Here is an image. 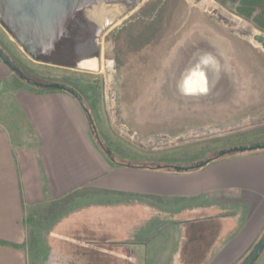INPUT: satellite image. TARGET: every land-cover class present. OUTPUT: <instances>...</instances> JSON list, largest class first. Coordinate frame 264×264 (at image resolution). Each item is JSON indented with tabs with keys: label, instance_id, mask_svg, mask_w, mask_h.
<instances>
[{
	"label": "crops",
	"instance_id": "crops-1",
	"mask_svg": "<svg viewBox=\"0 0 264 264\" xmlns=\"http://www.w3.org/2000/svg\"><path fill=\"white\" fill-rule=\"evenodd\" d=\"M3 88L0 242L20 247L0 245V264H238L262 234L264 151L187 173L127 166L70 94Z\"/></svg>",
	"mask_w": 264,
	"mask_h": 264
},
{
	"label": "rangeland",
	"instance_id": "rangeland-1",
	"mask_svg": "<svg viewBox=\"0 0 264 264\" xmlns=\"http://www.w3.org/2000/svg\"><path fill=\"white\" fill-rule=\"evenodd\" d=\"M149 1L122 18L104 21L99 34L96 22H82L79 47L96 51L97 58L79 66L31 60L1 24L0 47L45 82L66 79L72 85L64 84L80 91L96 128L88 122L93 138L115 161L140 165L183 159L196 165L223 150L264 141V49L254 41L264 38V32L237 15L236 0H179L182 29L173 33L169 27L161 46L150 51L152 58L129 54L120 73L107 37ZM165 18L168 22L170 17ZM128 67L140 70L128 75ZM15 82L28 84L0 60L6 96ZM10 104L4 105L2 96L0 110L7 114ZM246 154L251 153L228 155L213 164Z\"/></svg>",
	"mask_w": 264,
	"mask_h": 264
},
{
	"label": "water",
	"instance_id": "water-1",
	"mask_svg": "<svg viewBox=\"0 0 264 264\" xmlns=\"http://www.w3.org/2000/svg\"><path fill=\"white\" fill-rule=\"evenodd\" d=\"M145 0H0V24L14 39L22 51L33 61L59 66H70L74 52L75 36L86 20L102 24L122 18L137 9ZM105 21V22H104ZM100 25V26H99ZM264 49V38L254 39ZM0 60L17 72L28 84L37 88L65 92L85 107L83 96L64 83L41 84L32 82L0 47ZM92 125L96 130L93 121ZM264 151V141L223 150L222 158L232 154ZM210 161V160H209ZM209 161L193 166H171L178 173H187L204 168ZM162 168L161 166L158 167ZM264 253V232L240 264H255Z\"/></svg>",
	"mask_w": 264,
	"mask_h": 264
},
{
	"label": "trees",
	"instance_id": "trees-1",
	"mask_svg": "<svg viewBox=\"0 0 264 264\" xmlns=\"http://www.w3.org/2000/svg\"><path fill=\"white\" fill-rule=\"evenodd\" d=\"M178 1L179 0H150L142 9H140L135 15H133L130 18L129 20L130 22L126 26L121 28L118 32H114L113 34H110L107 37V41L113 44V48L110 49L109 52L111 53V51H113L114 60L116 62L117 68L119 69L120 73L122 69L126 68L124 66L130 60L129 54L132 55L139 54L142 57L144 56V57L152 58V54H150V51L153 53L155 47L159 45L161 46V43H163V40L165 39L164 37L167 33L171 31L173 33H177V30L182 29L181 23L183 21L179 17ZM236 2L238 3V6L236 8L237 15L243 18L244 20L252 23L258 30L264 32V0H236ZM166 16L170 17L168 22H164L166 20L165 18ZM176 26L178 27L181 26V29L180 27L177 28ZM169 27H171V31H169ZM170 40L171 39L168 40L169 43H171ZM16 65L24 72V74L27 77L31 79L32 82H38L41 84H54V83L65 82L71 84L66 79L65 81H60L58 79L57 80L55 79L52 82H45L46 80L41 76H39V74H36L34 71L22 68L17 63ZM135 68L138 70L135 71L133 70L132 67L131 68L128 67L125 74L130 75L131 72L133 74H136V72H138L140 68L139 67H135ZM28 85H30L31 88L35 89L38 92L56 91L50 89L37 88L32 84H28ZM109 157L113 160V157L110 152H109ZM220 160L221 158L218 157L211 159L205 167ZM147 161L148 162H145V164H140V165H129V164H125V165L137 167V168H143V169H150V170H169L172 173H177L171 168V166H176V165H171L166 162L160 163L159 161H154V160H147ZM159 166H161L162 168L159 169L158 168ZM0 245L14 247V248L20 247L4 242H0Z\"/></svg>",
	"mask_w": 264,
	"mask_h": 264
},
{
	"label": "flooded vegetation",
	"instance_id": "flooded-vegetation-1",
	"mask_svg": "<svg viewBox=\"0 0 264 264\" xmlns=\"http://www.w3.org/2000/svg\"><path fill=\"white\" fill-rule=\"evenodd\" d=\"M78 37H79V33H77L75 36L74 52L71 60V65L73 66H79V63L97 58L96 51L93 52L92 50H89V48H86V50L80 49L78 44Z\"/></svg>",
	"mask_w": 264,
	"mask_h": 264
},
{
	"label": "built area",
	"instance_id": "built-area-1",
	"mask_svg": "<svg viewBox=\"0 0 264 264\" xmlns=\"http://www.w3.org/2000/svg\"><path fill=\"white\" fill-rule=\"evenodd\" d=\"M123 131H126V130L123 129ZM126 132L129 133V134L131 133V132H129V131H126ZM131 135H132V134H131ZM165 144H169V143H165ZM165 144H161V145H165Z\"/></svg>",
	"mask_w": 264,
	"mask_h": 264
},
{
	"label": "bare ground",
	"instance_id": "bare-ground-1",
	"mask_svg": "<svg viewBox=\"0 0 264 264\" xmlns=\"http://www.w3.org/2000/svg\"><path fill=\"white\" fill-rule=\"evenodd\" d=\"M199 84V83H198Z\"/></svg>",
	"mask_w": 264,
	"mask_h": 264
}]
</instances>
